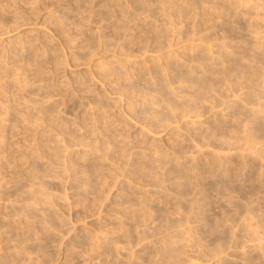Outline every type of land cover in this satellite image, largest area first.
<instances>
[{"label": "rangeland", "instance_id": "1", "mask_svg": "<svg viewBox=\"0 0 264 264\" xmlns=\"http://www.w3.org/2000/svg\"><path fill=\"white\" fill-rule=\"evenodd\" d=\"M0 264H264V0H0Z\"/></svg>", "mask_w": 264, "mask_h": 264}]
</instances>
